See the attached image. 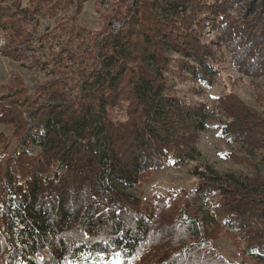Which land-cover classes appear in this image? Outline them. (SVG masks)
<instances>
[{"label":"trees","instance_id":"obj_1","mask_svg":"<svg viewBox=\"0 0 264 264\" xmlns=\"http://www.w3.org/2000/svg\"><path fill=\"white\" fill-rule=\"evenodd\" d=\"M195 1L212 4L199 11L222 8L215 0H133L124 28L85 51L95 52L91 63L82 52L71 56L78 67H91L81 69L79 96L61 82L41 86L53 92L39 118L27 109L28 99L2 97L0 127H12L15 142L0 135V264H100L101 256L139 264H228L211 244L228 231L246 244L243 255L264 264V146L258 140L264 132L254 137L246 110L228 105L221 133L240 138L248 153L261 150L255 157L262 168L219 174L198 165L191 174L200 185L182 202L175 196L144 201L134 192L149 171L200 161L207 107L173 96L168 85L174 54L181 56L184 78L208 87L224 70L197 32L204 25L193 19ZM44 10L46 0H0V34ZM225 16L209 22L217 32L234 33L229 22L220 29ZM63 37L46 33L39 50L30 47L35 62L51 57L63 64ZM230 39L223 43L235 66L258 76L264 47L249 49L253 35L234 45Z\"/></svg>","mask_w":264,"mask_h":264},{"label":"rangeland","instance_id":"obj_2","mask_svg":"<svg viewBox=\"0 0 264 264\" xmlns=\"http://www.w3.org/2000/svg\"><path fill=\"white\" fill-rule=\"evenodd\" d=\"M215 2L222 5L218 11L213 6L199 11L200 7L212 4L195 1L192 13L196 14L193 19L204 25L202 28L198 26L197 32L202 35L201 40L209 43L210 50L216 57L222 60L223 73L216 78L211 87L193 82L183 77L179 67L181 56L174 54L171 56L172 72L168 76V85L173 96L194 107L199 105L207 107L210 123L208 130L199 138L200 161L180 168L167 163L164 168L149 171L134 191L144 201L170 202L173 196L181 201L182 196H188L200 185L191 174L198 165L210 166L219 174L250 175L254 168L252 165L258 169L262 168L260 158L255 157L257 153L261 154V150L248 153L250 147L244 146L240 138L236 142L222 135L219 123L227 119L226 107L235 105L251 115L255 123L252 128L256 129L254 137L264 132V51L259 52L262 58L257 59L256 66L262 70L256 76L238 69L228 46L223 43L231 38L234 45V42L240 41V37L244 38L247 35L250 38L253 35L255 41L253 44L248 42L249 49L254 45L259 49L264 47V44L261 46L264 42V0H215ZM133 4V0H46L44 12L32 13L26 21L17 19V22L8 24V31L0 34V101L7 93H13L16 98L24 101L26 98L29 101L27 109L34 111L39 118L45 112L43 109H47L43 107L48 100L47 92H53V89H41L42 85H58L61 82L63 86L69 87L73 95L79 96L81 69L88 68L89 72L91 67L89 63L78 67L71 56L82 52L81 56L91 63L88 58H93L95 52L91 51L92 54L89 56L85 51L91 50L102 39L122 30L128 22L125 19L128 18L130 6ZM219 13L226 15L225 21L221 19L219 21L223 26L220 29H224V25L229 22L228 26L233 28L234 33L228 34L224 31L219 33L213 28L214 24L209 22V17H216ZM191 26L192 24L188 25ZM55 31L64 36L66 48L62 49L61 55L65 62L59 64V58L43 57L42 64H37L29 48L39 50V41L46 33ZM186 38L192 40L187 30ZM118 116L120 119L126 117L121 113ZM11 129L13 128L0 127V135H8L10 144L15 142ZM258 140H262L263 145L260 146H264V136L260 134ZM145 205L142 204V207ZM221 234L211 241L218 256L228 264H254L241 253L246 246L244 242L237 244L230 231ZM133 263L130 260L123 262L120 258H107L100 262V264Z\"/></svg>","mask_w":264,"mask_h":264},{"label":"snow or ice","instance_id":"obj_3","mask_svg":"<svg viewBox=\"0 0 264 264\" xmlns=\"http://www.w3.org/2000/svg\"><path fill=\"white\" fill-rule=\"evenodd\" d=\"M103 259H104L103 256H101V257H100V260L103 261Z\"/></svg>","mask_w":264,"mask_h":264}]
</instances>
